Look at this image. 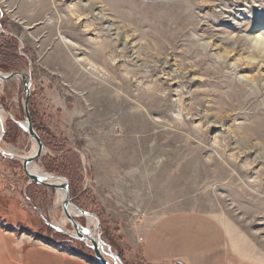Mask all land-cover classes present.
Returning <instances> with one entry per match:
<instances>
[{"label": "rangeland", "instance_id": "obj_1", "mask_svg": "<svg viewBox=\"0 0 264 264\" xmlns=\"http://www.w3.org/2000/svg\"><path fill=\"white\" fill-rule=\"evenodd\" d=\"M0 24V72L30 85L35 163L96 217L108 255L264 264V0H0ZM25 100L21 78L0 81V233L98 264L11 153L34 147Z\"/></svg>", "mask_w": 264, "mask_h": 264}, {"label": "water", "instance_id": "obj_2", "mask_svg": "<svg viewBox=\"0 0 264 264\" xmlns=\"http://www.w3.org/2000/svg\"><path fill=\"white\" fill-rule=\"evenodd\" d=\"M1 26V24H0ZM15 78H21L23 83H24V87H25V96H26V100H25V114H26V121L25 123L27 124V127L24 126V124L22 123H18V125L23 128L28 134L29 136L38 144V151L36 153V155L34 157H32L31 159H24L23 160V169L24 172L26 173L27 177L30 179L31 182H34L36 184L51 188V189H56L57 186L49 183L47 181V179H44L42 177H39L37 175L31 174L28 167L31 163H35L38 159H40L43 155V151H44V144L43 141L41 139V137L38 135V133L35 131V129L33 128L32 125V120H31V115H30V110H29V98H30V85L28 82V79L25 75L23 74H19V73H10V74H3L0 72V81H9ZM1 108V107H0ZM3 141V135L0 137V143ZM0 151L5 154V152L0 149ZM55 178H58L60 181L64 182V185H62L61 189L64 190L65 192V199L63 202V206H64V212L68 218V221L71 223L72 227L74 228L76 235H71L73 238L79 239L80 241H82L83 243H87V240L91 241V248L94 251L95 257H96V262L98 264H111L107 259H105V257L103 256V253L101 252V249L99 247V244L96 243L93 238L91 237V233L89 231V229L87 227H83L81 226L79 223L76 222L75 217L71 216L68 213V208L70 206L71 203V199H70V187H69V183L63 178V177H57V176H53ZM79 209V208H78ZM81 211V210H80ZM82 212L83 216H92L94 218H96L94 215H88L87 213ZM101 242V240H100ZM102 243V242H101ZM111 256H114L113 254H111Z\"/></svg>", "mask_w": 264, "mask_h": 264}, {"label": "bare ground", "instance_id": "obj_3", "mask_svg": "<svg viewBox=\"0 0 264 264\" xmlns=\"http://www.w3.org/2000/svg\"><path fill=\"white\" fill-rule=\"evenodd\" d=\"M178 10V9H177ZM123 14V12L121 13V15ZM181 14V11L179 13V10L176 12L173 13V16H180ZM88 31V30H87ZM258 43L259 45L262 47L264 46V41H260L258 40ZM102 58V57H101ZM104 60V59H103ZM8 116V113L3 109V108H0V128H1V132L4 131V126H5V119L6 117ZM260 123V124H259ZM259 127H258V125ZM255 125H257V127L255 126V128H257L258 130H262L260 132H263L262 134L264 135V120L263 121H259L257 122ZM25 127H27V124L25 123L24 124ZM260 134V133H259ZM34 141V140H33ZM36 142L34 141V147L32 149V151L29 153V154H26L24 156H19L17 154L16 151H13L12 150V155L14 157H19V159L23 162L24 159H31L32 157H34L38 151V144H37V151L36 150ZM44 153V152H43ZM29 171L31 174H34V175H37L39 177H42L44 179H47V181L55 186H57L56 188V191H57V202H56V205L57 207H62V210H63V215L65 217L64 220H62L61 222L59 221V224H57L56 226L58 227L59 230H63L66 225H67V222L68 221V218L64 212V206H63V202H64V199H65V192L63 189H61L62 185H64V182L60 181L58 178H55L53 177L52 175H49L48 173L44 172L43 170L40 169V167L37 166L36 163H31L28 167ZM240 193V191H239ZM238 193V194H239ZM237 194V195H238ZM247 194V193H246ZM242 194H240L239 196H241ZM249 195V194H248ZM247 195V196H248ZM246 195H244V197H239L240 200H247L246 198ZM244 201V200H243ZM55 207V206H54ZM197 208V207H196ZM58 209V208H57ZM198 210V209H197ZM82 211V210H81ZM78 208H76L75 206H73L72 204H70L69 208H68V213L71 214V215H74V216H83L82 215V212H81ZM199 212V211H198ZM87 219H88V223L86 224V227L89 229L90 233H91V237L93 238V240L99 244V247L101 249V252L103 253V256L105 257V259H107L111 264H121L119 260L116 259L115 256H110L105 252L104 250V247L102 246V243L100 242V239H99V235L97 234L96 232V229H97V221L94 217L92 216H87ZM99 222V221H98ZM70 224V223H69ZM68 228V227H67ZM87 244L88 245H92L91 244V241L90 240H87ZM110 253V252H109Z\"/></svg>", "mask_w": 264, "mask_h": 264}, {"label": "crops", "instance_id": "obj_4", "mask_svg": "<svg viewBox=\"0 0 264 264\" xmlns=\"http://www.w3.org/2000/svg\"><path fill=\"white\" fill-rule=\"evenodd\" d=\"M0 238L4 241L8 254L13 257L12 261L15 264H78L74 259L55 249L30 244L25 238L13 242V238L6 233H0ZM231 248L234 249L232 242Z\"/></svg>", "mask_w": 264, "mask_h": 264}]
</instances>
